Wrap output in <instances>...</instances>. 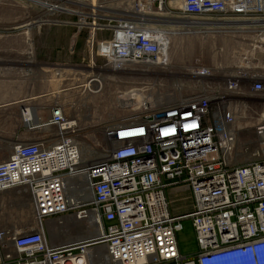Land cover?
I'll use <instances>...</instances> for the list:
<instances>
[{
	"label": "built area",
	"instance_id": "built-area-1",
	"mask_svg": "<svg viewBox=\"0 0 264 264\" xmlns=\"http://www.w3.org/2000/svg\"><path fill=\"white\" fill-rule=\"evenodd\" d=\"M15 1L38 15L24 28L87 31L89 59L67 69L68 90L111 86L132 116L105 128L90 160L77 116L58 103L19 106L27 138L0 162V193L27 195L34 222L0 231V264H264V0ZM174 39L201 51L181 79H170ZM246 125L259 147L235 166ZM170 189L189 193L191 209L173 211ZM185 221L197 248L189 259ZM47 222L79 237L54 244Z\"/></svg>",
	"mask_w": 264,
	"mask_h": 264
},
{
	"label": "rangeland",
	"instance_id": "rangeland-1",
	"mask_svg": "<svg viewBox=\"0 0 264 264\" xmlns=\"http://www.w3.org/2000/svg\"><path fill=\"white\" fill-rule=\"evenodd\" d=\"M37 18L38 15L24 12L20 3L15 0H0V42L14 45L25 42L34 44L37 49L34 51L25 50V57L36 55L40 60L39 67L43 70L40 71L42 72L41 79L46 81V85H50L51 92L53 90L56 95L50 97V90L47 86L46 96L42 94L40 100L31 102L32 104L29 105L41 106L47 109L49 105L58 103L67 115L70 117L77 116L80 123L78 138L80 148L88 156L86 159L97 160L98 144H102L101 142L105 144L109 139L110 133L105 128L125 123V120L132 114L116 108V99L111 86L98 96H86L77 92V90H74V93L69 91L71 82L66 77L67 69L74 64L85 65L89 59L88 33L87 31L77 32L71 26L42 25L40 28L31 29L30 27L29 30L23 27L29 21H36ZM62 18L66 19L65 17ZM101 38H106V36L98 35L97 40H101ZM184 42L183 39H174L173 41L170 54V70L174 75L170 76V79H181L180 73L183 72V69L191 65L196 57L200 58L201 56L199 43ZM71 46L74 48H71ZM17 53H20V51L13 50L8 51V53L0 51V58L19 57L15 55ZM28 53L29 55H27ZM203 58L204 62H207V56H203ZM31 60L26 59L25 61L32 62L30 67L33 65L38 66L37 63L33 64ZM55 62H57L56 68L59 71L52 70L55 67L53 64ZM27 66L26 68H28ZM168 91L170 92V90ZM41 100L46 101V105L38 104ZM72 102H78L79 107H72ZM18 108L17 105L8 107L7 121L0 120V162L10 156L17 141L27 138V133L23 131L20 125ZM1 113L2 109H0V116ZM41 116L46 119L47 112H42ZM258 147L253 130H242L235 150L234 165L239 166L253 162L252 156ZM168 199L171 209L175 212H185L190 207L191 200L187 192L175 193L172 191ZM33 217L34 211L27 195L19 194L18 189L0 193V231L22 232L33 225ZM45 230L47 236L52 237L54 244L79 237L76 233L71 232L68 234L66 230L56 229L54 223L50 222L45 225ZM178 241L183 257L189 259L196 253L195 237L189 221L183 222V230L178 234Z\"/></svg>",
	"mask_w": 264,
	"mask_h": 264
},
{
	"label": "crops",
	"instance_id": "crops-1",
	"mask_svg": "<svg viewBox=\"0 0 264 264\" xmlns=\"http://www.w3.org/2000/svg\"><path fill=\"white\" fill-rule=\"evenodd\" d=\"M35 49L37 48L33 43L25 42L22 44L14 45L10 43L0 42V51H6V53L13 50L20 51V53L15 54L19 57L0 58V109H2L0 120H2L3 122H6L8 119V107L15 105L19 107L23 103L32 104L31 102L40 100V98L42 97L41 95L45 94L48 85H46V81H42L41 79L42 72L40 71L43 70L39 67L40 60H38L36 55L32 57H25V50L34 51ZM27 55H29V53ZM26 59H32L31 61H33V64L37 63L38 66L33 65L32 67H30V65H32V62H26ZM56 63L57 62L53 63L55 65V67L52 68L53 71L58 70L56 68ZM26 66L28 68H26ZM48 87L50 90V85ZM49 92L50 97L56 95V92L54 93L53 90L52 92L51 90ZM38 104L46 105V101L41 100ZM50 106L51 105H49L48 107ZM172 191L175 193L186 192L182 190L170 189L168 191V196ZM190 209L191 203L188 210Z\"/></svg>",
	"mask_w": 264,
	"mask_h": 264
},
{
	"label": "bare ground",
	"instance_id": "bare-ground-1",
	"mask_svg": "<svg viewBox=\"0 0 264 264\" xmlns=\"http://www.w3.org/2000/svg\"><path fill=\"white\" fill-rule=\"evenodd\" d=\"M30 29V27H28V30ZM63 70V69H62ZM57 71H59V70H57ZM69 71V70H68ZM42 112H44V111H42V110H39L38 112H37V120H39L40 122H42V121H44L45 119H43V117L41 116V114H42ZM33 113L35 114V112H34V110H33ZM135 116L136 115H138V113H136V114H134ZM248 126L246 125L244 128H242L241 130H243V129H245V128H247ZM53 236H54V234H53Z\"/></svg>",
	"mask_w": 264,
	"mask_h": 264
}]
</instances>
